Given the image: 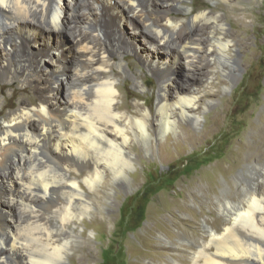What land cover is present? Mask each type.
<instances>
[{"label": "bare ground", "instance_id": "1", "mask_svg": "<svg viewBox=\"0 0 264 264\" xmlns=\"http://www.w3.org/2000/svg\"><path fill=\"white\" fill-rule=\"evenodd\" d=\"M240 2L210 0L194 11L192 0H0V82L34 92L0 121V264L74 261L91 240L86 219L98 221L117 190L133 188L134 144L150 154L168 134L198 140L182 123L197 126L213 88L226 89L242 68L235 27L249 14ZM174 8L183 14L171 15ZM130 48L143 51L140 62L156 79L153 110L124 108L120 80L130 75L145 87L122 60ZM174 65L183 66L180 78ZM248 148L218 191L181 185L175 235H157L163 258L142 264H264V130ZM203 206L212 219H196Z\"/></svg>", "mask_w": 264, "mask_h": 264}, {"label": "rangeland", "instance_id": "2", "mask_svg": "<svg viewBox=\"0 0 264 264\" xmlns=\"http://www.w3.org/2000/svg\"><path fill=\"white\" fill-rule=\"evenodd\" d=\"M240 3L249 14L244 22L238 20L235 27L242 38L239 52L242 68L226 89L213 88L214 101L202 110L197 126H191L188 121L182 123L183 131L196 135L198 140L189 143L177 135L168 134L162 142L156 143L154 152L150 154L143 153L138 144H134L140 161L131 172L133 188L117 190L116 204L106 210L104 216H99L98 221L86 219L84 236L91 237V240L82 251L72 253L74 261L63 264H102V261L103 264H142L144 261L162 259V252L155 248V240L161 232L175 235L174 226L179 225L177 210L184 203L180 197L181 185L186 183L190 188L201 181L218 191L219 182L233 176L241 167L249 152L248 147L264 130V0H241ZM192 6L194 11L204 10L210 6V0H192ZM220 9L225 10V7ZM227 11L236 17L233 12ZM169 13L177 16L183 14L176 8ZM125 31L126 35L131 34L129 27ZM52 38L54 42L55 35ZM129 42L132 41L129 39ZM142 54L143 51L133 48L121 52L122 60L129 63L134 73H141L145 81L142 89L133 86L130 75L119 82L124 95L122 100L126 103L124 108L130 112H134V102L153 110L156 107L154 97L160 93L155 85L156 79L140 62ZM153 55L162 56L163 52ZM113 59L117 57L113 56ZM173 69L176 78H180L183 66L174 65ZM64 93L63 85L60 94ZM20 97L33 98V89L19 81L0 82V121L3 113ZM216 119L220 124L216 125ZM190 207L198 210L196 205L191 204ZM203 207L204 212L198 214L202 217L196 216V219H212L208 208ZM152 210H155L154 216L150 213ZM168 218L172 219V224ZM184 223L186 229L195 231V224ZM81 255L85 259L79 262Z\"/></svg>", "mask_w": 264, "mask_h": 264}, {"label": "trees", "instance_id": "3", "mask_svg": "<svg viewBox=\"0 0 264 264\" xmlns=\"http://www.w3.org/2000/svg\"><path fill=\"white\" fill-rule=\"evenodd\" d=\"M104 262L102 261V264H103Z\"/></svg>", "mask_w": 264, "mask_h": 264}]
</instances>
